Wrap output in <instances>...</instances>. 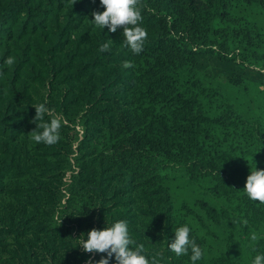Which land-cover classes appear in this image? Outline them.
Instances as JSON below:
<instances>
[{
  "label": "trees",
  "instance_id": "16d2710c",
  "mask_svg": "<svg viewBox=\"0 0 264 264\" xmlns=\"http://www.w3.org/2000/svg\"><path fill=\"white\" fill-rule=\"evenodd\" d=\"M137 6L139 54L93 24L100 0H0V264H96L79 238L118 219L158 264H191L167 248L183 223L198 264L264 251V203L243 190L264 168V0ZM41 102L39 122L62 118L52 145L31 139Z\"/></svg>",
  "mask_w": 264,
  "mask_h": 264
},
{
  "label": "clouds",
  "instance_id": "9594fccd",
  "mask_svg": "<svg viewBox=\"0 0 264 264\" xmlns=\"http://www.w3.org/2000/svg\"><path fill=\"white\" fill-rule=\"evenodd\" d=\"M103 11H94L91 20L94 25L109 31H117L118 26H123L125 44L133 53L139 54L143 50L148 32L139 22L143 19L142 12L137 6V0H100ZM101 51L110 50L108 43L100 45ZM15 57L7 56L3 63L11 66ZM131 61H124V67H130ZM37 127L31 133V139L37 143L52 145L61 138L60 129L62 118L59 115L52 116L50 120L39 122L41 118L51 113L52 109L46 102L35 105ZM39 129V130H37ZM249 162V161H248ZM250 174L247 176L244 192L247 198L254 202L264 203V168H258L257 162L249 164ZM61 221V220H60ZM175 236L167 243V248L177 257L187 255L191 264H198L205 257V249L196 242L191 235L192 228L188 223H183L174 229ZM85 239L82 235L77 245L82 246L83 251H97L106 253L96 264H158V262L146 255L145 244L137 242L130 233L129 222L126 219H118L102 229H91ZM264 235V234H262ZM261 235L252 232L249 235L250 246L257 248V242ZM113 256L115 257L113 261ZM250 264H264V251H255Z\"/></svg>",
  "mask_w": 264,
  "mask_h": 264
},
{
  "label": "rangeland",
  "instance_id": "374dc122",
  "mask_svg": "<svg viewBox=\"0 0 264 264\" xmlns=\"http://www.w3.org/2000/svg\"><path fill=\"white\" fill-rule=\"evenodd\" d=\"M261 90L264 91V85H262L261 87ZM256 95V91L252 92V93H248V92H241L240 94L238 95H234V100L238 103V106L239 108H242L245 109L246 108V111L254 108V101L252 98H254V96ZM178 188L177 190H180L179 188H181L180 184L177 185ZM181 191H185L184 188L181 189ZM182 194V193H181Z\"/></svg>",
  "mask_w": 264,
  "mask_h": 264
}]
</instances>
